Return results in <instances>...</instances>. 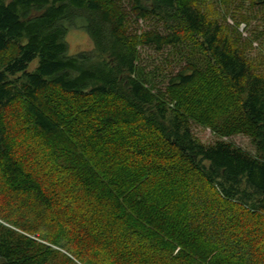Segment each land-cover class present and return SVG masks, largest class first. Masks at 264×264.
<instances>
[{
	"label": "trees",
	"instance_id": "trees-1",
	"mask_svg": "<svg viewBox=\"0 0 264 264\" xmlns=\"http://www.w3.org/2000/svg\"><path fill=\"white\" fill-rule=\"evenodd\" d=\"M115 1L0 0V264H264V72L199 0H129L205 66L155 93Z\"/></svg>",
	"mask_w": 264,
	"mask_h": 264
},
{
	"label": "rangeland",
	"instance_id": "rangeland-1",
	"mask_svg": "<svg viewBox=\"0 0 264 264\" xmlns=\"http://www.w3.org/2000/svg\"><path fill=\"white\" fill-rule=\"evenodd\" d=\"M129 0H117V5L123 10L127 16L126 20V36L135 38V48L138 61V67L144 71L153 91L161 92L168 85L171 77H173L188 62L197 63L199 70H204L205 66L200 61V55L197 51H193L191 45H181L177 47H165L161 51H157L155 46L142 43V38L148 33H162L167 31L161 22L154 19L142 20L134 16L130 11ZM204 8L210 10L212 16L222 26L225 33L236 37L239 46L242 48L244 57L255 65L258 72H264V6L254 5L252 0H213L205 3V0H199ZM115 3V4H116ZM120 4V5H119ZM231 29H236L237 33ZM65 41L68 45L70 54H77L82 51L92 49V41L90 37L77 26L71 28L65 35ZM12 51H9L0 57V64L3 63ZM36 67V61L30 64L28 70L32 71ZM169 107H174L173 103H169ZM8 115H15L16 112L10 110ZM12 123L10 127L13 125ZM192 135L204 144H212L217 141L230 142L243 150L254 154V147L247 136L235 134L230 137H221L215 133L209 126H204L191 121L190 126ZM29 218L30 216H26ZM33 223L34 228L38 227ZM1 224V221H0ZM32 237V235H31ZM38 239V236H34ZM55 251L59 250L54 248ZM62 253V250H60ZM78 264L73 258H71Z\"/></svg>",
	"mask_w": 264,
	"mask_h": 264
}]
</instances>
